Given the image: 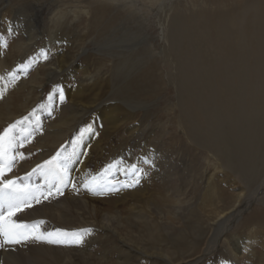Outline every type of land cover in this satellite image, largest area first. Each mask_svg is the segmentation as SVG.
I'll return each instance as SVG.
<instances>
[{
	"label": "rangeland",
	"instance_id": "1",
	"mask_svg": "<svg viewBox=\"0 0 264 264\" xmlns=\"http://www.w3.org/2000/svg\"><path fill=\"white\" fill-rule=\"evenodd\" d=\"M77 1L79 2L77 3ZM263 1L157 0L152 2V0H136L134 7H138L139 11L133 12H138L137 15L127 16L124 12L126 9L122 6L125 0L109 1L107 4L103 0H0V76H5L6 82L7 71H12L18 65L30 62V59L36 60V63L26 74H20L21 78L15 84H7L8 90L4 97L9 99L10 105L6 107L7 103L0 99V115L8 110L12 116L10 119L0 121V130L7 127L9 123L27 115L36 104L47 102L48 93L52 91L55 85H61L63 90L66 87V90L74 91L78 86H82L84 89V95L82 94L81 98H70L67 95L63 103L56 102L55 110H52L51 115L47 111L38 113L42 128H44V125L50 122L58 124L60 119L69 118L74 113L73 109H83V113L82 111L79 112L71 131L62 143L53 144L52 141L45 138L43 133H36L31 143L21 149V151L26 154L31 153V155L22 162L20 161L21 163H17L13 171L8 174V178L13 176L24 177L36 164L42 163L43 158L45 160L55 155L62 144L65 145V148L69 146L67 150L71 151V140L76 134L87 126L94 117L102 114L104 108L111 104H117L124 110L126 109L125 111L130 117L129 120L119 119L116 121L109 130L107 142H102L97 137L98 144L91 146L88 137H86L84 143L82 142L79 146L80 151L84 154L80 155L78 160L74 162L71 176L77 181V187H80L78 186L79 183L86 176L100 172L105 165L114 160H122L124 167L137 164L146 173L135 187L120 188L118 191L106 192L104 195H94L83 188L77 192L69 184L64 188L63 193L65 192V194L62 196L34 204L31 209H26L19 214V218H23L22 220L29 223L44 221V226H40L44 232L53 231L57 228H64L63 230L69 233L80 229H92L91 233L85 236L84 246L83 244H70L64 250L61 244L53 245L37 241L14 247L5 246L2 248L5 249V252L0 248V264H45V256L50 262L52 256L58 257L62 254L67 259L70 258L69 256H73L72 260L75 259L76 261L71 262L72 264L168 263L157 254H167L171 264H180L182 260L186 261L199 256L206 239L211 235V230L215 229L216 224L214 223L221 218H226L231 212L238 209V205L242 201L239 199L250 196L251 190L264 177V90L259 87L260 79H264V29L259 30L258 27L261 24H257L258 22L255 21L254 13L245 9L249 3L259 4ZM235 3H242V33L244 34L242 37L244 38L240 39V41L242 40L241 43L237 39L239 34L235 38L237 45L240 46H237L236 53L240 56L242 54V92L237 85L231 88L230 92L225 90L228 94L230 93L225 96L226 99L229 98L228 100L232 101L236 98L237 101L238 99L242 100V102H246V105L242 103L244 108H242L240 117L236 115L237 109L234 108V105L227 112L219 107L213 108L212 115L214 118L210 116L209 120L217 118V123L214 125L202 117L197 121L198 117L193 118L194 116H192L193 121L199 122L198 126L202 128V131H198V133L200 132L208 140L215 139L214 146L219 154L218 159L216 156H212V153L204 149L202 145L190 142L186 135L189 128L187 120L182 118L183 123H185L183 126L187 130L180 127L178 120L181 119L179 117L182 115L178 111L179 101L183 99L196 101L197 99L194 96L187 99L184 88L179 85L182 82L178 69L183 68L181 63L184 58L179 59L177 55L179 56L180 53L172 52L173 50H169V48L168 51L165 50L167 54L162 53L163 47L167 48L169 43L172 42L173 44L176 40L173 37L166 46L161 45L156 39L157 30L154 20L157 19L158 13L160 14L161 10L164 9L167 20L169 18V23L167 22L170 24L168 31H171L170 27L178 28L179 24L176 26V21L179 19L180 22L187 21L188 16L193 14V17L198 21L200 17L197 16L200 13L210 14L214 11H211L212 6L218 7L221 14L226 13L227 15V10L232 11ZM222 5L224 7L220 9ZM198 9H201V12ZM142 10L147 16H145V20L141 21L138 15L139 12H143ZM24 15L25 17L22 18ZM109 18L111 22H109ZM191 21L189 22L191 23ZM201 21L197 23L201 25L203 23ZM121 23L123 26L120 25ZM128 24L131 27L127 26ZM113 27L116 30L119 29V33H122V28L130 29L129 32L132 30L131 32L134 31V33L130 36L125 33L119 36L120 38L112 37L109 34ZM207 31L210 37H216L218 34L216 29L210 28ZM197 39L200 41L202 38L199 39L198 37L191 41V49L194 50L197 57L203 58L201 60L203 66L199 62L197 66L190 67L189 73H197L198 78L202 79L198 80L197 86L202 88L207 83L206 81L210 83L216 79L212 73L210 74L208 68L211 67L213 71L216 64L221 65V63L219 62L220 56L211 53L215 50L213 51L208 47V42L204 43L203 40L198 42ZM259 42L263 43L262 48ZM192 44L194 45L192 46ZM189 45L185 47L188 49ZM41 49L47 53V59L43 58ZM125 53L126 55L123 56ZM216 56L217 58H215ZM123 58H125V62ZM13 61L16 67L13 66ZM6 64L10 65L9 68ZM117 67L121 69L118 70ZM202 68L208 70V73ZM233 68L235 67L233 66ZM234 74L238 75L239 71H235ZM187 76L189 75L187 74ZM261 76L263 77L260 78ZM100 79L108 81L107 84L105 83L103 86L100 83L99 85L97 81ZM194 80H191V85ZM5 82H0V87ZM92 83L98 86L90 88ZM193 86L195 85L193 84ZM219 86H212L215 90L217 89L218 98L224 96L219 92L222 89ZM258 91L260 92L258 93ZM85 97L88 98L85 99ZM251 98L263 103L260 105L256 103V106L249 104V106L247 104ZM70 99L74 101L71 102ZM188 103L191 104H189L191 108L194 106L191 102ZM250 108L251 110H249ZM220 116L223 117V121ZM95 132L97 133L99 130ZM89 134L87 133V136ZM224 138L227 139L224 140ZM145 158L154 163L152 165L145 164L143 162ZM112 178L113 180H127L125 176L119 174ZM27 182L31 185H44L45 178L34 175ZM127 182L130 183L131 180H127ZM263 192L249 197L252 201H249L247 207H243L240 220L234 226L228 221L224 222L227 231L221 236L218 246L210 253L211 255H205L201 258L202 262H195V264H264V200L262 202L259 199L264 195ZM78 206L83 207V214L81 213L83 220L80 222L76 219V221L69 220L71 221L68 222L69 225L61 223L60 216L63 213L64 215L73 214L79 210ZM30 243L31 246L35 244L44 247L37 255L40 256L37 260L31 254ZM229 244L230 246H228ZM233 246L236 247L233 248ZM52 261L53 263L50 264H57L54 258Z\"/></svg>",
	"mask_w": 264,
	"mask_h": 264
},
{
	"label": "bare ground",
	"instance_id": "2",
	"mask_svg": "<svg viewBox=\"0 0 264 264\" xmlns=\"http://www.w3.org/2000/svg\"><path fill=\"white\" fill-rule=\"evenodd\" d=\"M113 2V1H117V0H103V2H105V4H107L108 2ZM153 1H157V0H152ZM4 2V1H3ZM79 1H77L78 3ZM136 0H125L124 3H122V6L125 7L126 10H124V12H126V15L127 16H130L132 14H136L137 13H134L133 11H139L138 10V7H134V4H135ZM159 2V1H158ZM206 2V1H205ZM7 3V2H6ZM88 3V2H87ZM86 3V4H87ZM94 3V2H93ZM115 3V2H114ZM156 3V2H155ZM160 3V2H159ZM244 3V2H243ZM247 3V2H246ZM249 3V2H248ZM104 4V6H105ZM113 4V3H112ZM120 4V2H119ZM205 4V3H204ZM210 4V3H209ZM88 5H90L88 3ZM121 5V4H120ZM162 6L164 7L163 3H162ZM210 6V5H209ZM235 7H233L234 9L231 11V10H227V15L226 13H222L220 12L219 8L217 7H214L212 6V10H214L212 13L210 14H205V13H200L199 16L197 17H200L199 19L202 20L201 21V25H199L197 22L200 21L198 19H195V17H193L194 15L191 14L188 16V20L187 21H184L183 22H180L179 20L176 21V26L177 24H179V26H177L178 28L175 30L173 29V27H170L171 31L169 30L168 31V26L170 24H168V20H167V17L165 16V11L161 10L160 14L158 13V16L156 17L157 19L154 20L155 22V26H156V30H157V34H156V39L158 42L161 43V45H164L166 46V44L168 43V41H170V39L174 37V43L172 44L169 43L168 47H163L162 48V53L165 55L166 51H168V48L169 50H173L172 52H175L177 51L179 54V56L177 55V57L180 58H184V61L181 63V67H183L182 69H178L179 70V75L181 77V82L179 85H181L183 88H184V91H185V95H186V98L187 99H190L192 98L193 96L196 97V101H193L192 99H190L189 101H187L186 99H183V100H180L179 101V104H178V107H179V112L180 114L182 115V117H179L181 119H179V124H180V127L184 130H187L185 126H183V124L185 125L184 120H182V118H184L185 120L188 121V130L186 131V135L187 137L189 138L190 142L191 143H196L198 145H202V147L204 149H207L209 150V152L212 153V156H218V151H216V147L214 146V143L215 142V139L211 138L210 140H208L207 138H204L202 136V134H200V132L198 133V131H202V128L198 126V119H200V117H202L204 120H207L208 123H212L213 125L217 123V118L215 119H211V121L209 120V118H211L210 116L213 117V108H220L221 110L223 109V111L227 112L230 107H233L234 105V108H236L237 110V116L240 117V115H242V103H244V101L242 102V100H239L237 101V98L236 100L232 101V100H228L226 99V96L225 95H229L225 90H229L230 92V89L233 88V87H236L238 85L240 89V91L242 92V54L241 56L240 55H237L236 53V49H237V43L235 41V38H238L239 39V42L241 43L240 39L244 38L242 37V35H244L242 33V3H235L234 5ZM6 7V6H5ZM4 7V8H5ZM89 7V6H88ZM224 7V5L220 6V9ZM121 8V7H120ZM182 8V7H181ZM214 8V9H213ZM238 8V9H237ZM130 9V10H129ZM177 9V8H176ZM210 9V8H209ZM247 11H252L254 13V18H255V21L258 22L257 24H261L263 27L261 28V25H257L259 26V30H263L264 29V1L263 3H259V4H252V3H249L247 5V8H245ZM121 10V9H120ZM119 10V11H120ZM170 10V9H169ZM200 10L201 12V9H198ZM115 11V10H114ZM113 11V12H114ZM123 11V10H122ZM135 11V12H136ZM143 11V10H142ZM178 11V10H177ZM94 12V11H93ZM168 12V11H167ZM210 12V11H209ZM121 13V12H120ZM140 14L138 16H140V19L141 21L142 20H145L147 16V14L145 13V11L143 12H139ZM245 13V12H244ZM113 14V13H112ZM122 14V13H121ZM124 14V13H123ZM247 14V13H246ZM115 15V14H113ZM120 15V14H119ZM164 15V16H163ZM125 16V14L123 15ZM138 16H137V19H138ZM185 16V15H184ZM25 15L22 17L24 18ZM136 17V16H135ZM166 19H165V18ZM179 17V16H177ZM196 17V18H197ZM104 18H107L104 16ZM115 18V17H114ZM176 18V16H175ZM174 18V19H175ZM250 18V17H249ZM253 18V19H254ZM20 19V18H19ZM110 19V18H109ZM112 19V17H111ZM111 19L109 22H111ZM116 19H118V17H116ZM130 19V18H129ZM182 19V18H181ZM171 20V19H170ZM177 20V19H176ZM190 20L191 23L189 22ZM113 21V20H112ZM123 22V21H122ZM144 22V21H143ZM146 22V21H145ZM168 22V23H167ZM173 22V20H172ZM113 23V22H112ZM13 24V23H12ZM119 24V23H118ZM123 23H121L120 25H122ZM130 24V23H129ZM127 25L129 27H131L130 25ZM153 24V23H152ZM113 25V24H112ZM137 25V24H136ZM148 25V24H147ZM115 26V25H114ZM123 26V25H122ZM121 26V27H122ZM146 26V25H145ZM154 26V25H153ZM175 26V25H174ZM175 26V27H176ZM105 28V27H104ZM118 28V27H117ZM143 29V27H141ZM216 29L218 30V34L216 37L214 36H208V31L207 29ZM232 28V29H230ZM257 28V27H256ZM102 29V28H101ZM110 30V29H109ZM119 30V29H118ZM118 30L115 29V27H113L110 31V36L112 37H119L121 35H124L125 33L128 34L130 36V34H133V32H129L130 29H126V28H122V33H119ZM144 30V29H143ZM142 30V31H143ZM244 30V29H243ZM251 30V29H250ZM108 31V30H107ZM140 31V30H139ZM239 31V32H238ZM109 32V31H108ZM136 32V31H135ZM213 32V31H212ZM245 32V31H244ZM214 34L215 31H214ZM239 34V35H237ZM29 35V34H28ZM145 35V34H144ZM148 35V34H147ZM212 35V34H211ZM237 35V36H236ZM150 36V35H149ZM200 39V37L202 38L201 40H203L202 42H208V47L211 49V50H215L214 52H211L213 55H215V53L217 55H219V62L221 63V65H218V63L216 64L215 68H213V71L211 70V67L208 68L210 69V74L212 73V76L215 77L216 79L215 80H212L210 81H205L207 83L204 84V86L201 87H198L197 84H199L198 80H202L200 78H198V75L197 73H189L191 71L190 67H193V66H197V63H201L202 64V61L203 58L201 57H197V54L194 52V50L191 49V41H194V39L198 38ZM120 38V37H119ZM149 38V37H147ZM114 39V38H113ZM145 39V38H144ZM150 39V38H149ZM207 39V41H205ZM260 39V38H259ZM32 40V39H31ZM36 40V39H35ZM39 40V39H38ZM47 40V39H46ZM112 40V39H111ZM131 40V39H130ZM200 40V41H201ZM28 41V40H27ZM121 41V40H120ZM149 41V40H148ZM198 41V39H197ZM198 41V42H200ZM33 42V41H32ZM49 42V41H48ZM130 42V41H129ZM135 42V41H134ZM189 42H190V45H189ZM118 43V42H117ZM132 43V42H130ZM147 43V42H146ZM196 43V42H195ZM243 43V42H242ZM149 44V43H148ZM200 44V43H198ZM197 44V45H198ZM207 44V43H206ZM250 44V43H249ZM260 44V47L262 48L263 47V43L262 42H259ZM126 45V43H125ZM183 45V46H182ZM189 45L190 47L187 49L185 46ZM194 44H192L193 46ZM244 45V44H243ZM140 46V45H139ZM151 46V45H150ZM212 46V47H211ZM251 46V45H250ZM34 47V46H33ZM32 47V48H33ZM114 47V46H112ZM120 47V46H119ZM197 47V46H196ZM234 47V48H233ZM240 47V46H238ZM252 47V46H251ZM24 48V47H23ZM148 48V47H147ZM201 48V47H200ZM199 48V49H200ZM208 48V49H209ZM253 49V47H252ZM251 49V51H252ZM256 49V48H255ZM140 50V49H139ZM204 50V49H203ZM250 50V49H248ZM117 51V50H116ZM115 51V53H116ZM131 51V50H130ZM196 51V50H195ZM209 51V50H208ZM165 52V53H164ZM210 52V51H209ZM242 52V51H241ZM258 52V51H257ZM256 52V53H257ZM134 53V52H133ZM149 53V52H148ZM147 53V54H148ZM255 53V56L257 55ZM260 53V52H259ZM263 53V51H262ZM18 54V53H17ZM16 54V55H17ZM63 54V53H61ZM114 54V53H113ZM150 54V53H149ZM167 54V53H166ZM201 54V53H200ZM203 54V53H202ZM261 54V53H260ZM66 55V54H65ZM125 54H123V56H125ZM151 55V54H150ZM199 55V54H198ZM208 56V54H206ZM211 55V54H210ZM11 56V55H10ZM26 56V55H25ZM109 56V54H108ZM129 56V54H128ZM143 56V55H142ZM149 56V55H148ZM201 56V55H200ZM67 57V55H66ZM144 57V56H143ZM238 57V58H237ZM6 58V57H5ZM10 58V57H9ZM13 58V57H11ZM16 58V57H15ZM129 58V57H128ZM131 58V56H130ZM139 58V57H138ZM209 58V57H208ZM217 58V56L215 57ZM59 59V58H58ZM116 59V57H115ZM124 62H125V58H123ZM205 59V58H204ZM212 59V58H211ZM244 59V58H243ZM262 59V58H261ZM13 60V59H12ZM63 60V59H61ZM143 60V59H142ZM165 60V59H164ZM258 60V59H257ZM9 63H10V60H8ZM111 61V60H110ZM120 61V60H119ZM214 61V60H213ZM250 61V60H249ZM117 62V61H116ZM121 62V61H120ZM127 62V60H126ZM131 62V61H130ZM142 62V61H141ZM259 62V60H258ZM14 63V61L12 62V64ZM115 63V62H114ZM140 63V61H139ZM254 64V61L252 62ZM251 63V64H252ZM260 63V62H259ZM65 64V63H64ZM133 64V62H132ZM131 64V65H132ZM206 64V63H205ZM4 65V63H3ZM7 65V64H6ZM127 65V64H126ZM124 65V66H126ZM142 65V64H141ZM180 65V64H179ZM209 65V64H208ZM5 66V65H4ZM8 66V65H7ZM10 66V65H9ZM8 66V68H9ZM14 67H16L15 64H13ZM63 66V65H62ZM203 66V64H202ZM211 66H212V63H211ZM233 66L235 68H233ZM112 67V65H111ZM17 68V67H16ZM67 68V67H66ZM114 68V67H113ZM253 68V67H252ZM87 69V68H86ZM103 69V68H102ZM117 69H121L120 67ZM125 69V68H124ZM204 69L207 73H208V70H206L205 68H202ZM2 70V68H1ZM76 70V69H75ZM239 71V74L236 75L234 74L235 71ZM103 71V70H102ZM115 71V70H114ZM256 71V69H255ZM8 72V71H7ZM106 72V71H105ZM39 73V71H38ZM101 73V72H100ZM43 74V73H42ZM90 74V73H89ZM187 74L189 76H187ZM257 74V73H256ZM44 75V74H43ZM92 75V74H91ZM206 75V74H204ZM203 75V76H204ZM90 76V75H88ZM96 76V75H95ZM116 76V75H115ZM119 76V75H118ZM210 76V75H209ZM99 77V76H98ZM175 77V76H174ZM208 77V75H207ZM263 76H261L260 78H262ZM204 78V77H203ZM212 78V77H211ZM264 78V77H263ZM90 79V78H89ZM177 79V78H176ZM192 79H195L193 82H192V85H191V80ZM208 79V78H207ZM32 80V78H31ZM34 81V80H33ZM204 81V82H205ZM35 82V81H34ZM108 81H104L103 79H100L97 81V83L100 85V83L104 86L105 83L107 84ZM175 82V81H174ZM110 84V83H109ZM193 84L195 86H193ZM209 86H208V85ZM261 89L264 90V79H260V82H259ZM258 84V85H259ZM28 85V83H27ZM35 85V84H34ZM37 85H41V84H37ZM44 85V84H43ZM208 87H207V86ZM211 85V86H210ZM216 86V85H220L222 87V89H218L220 90L219 92H221L224 96L218 98V94H217V89L215 90L212 86ZM30 86V85H29ZM96 87L98 85L92 83L90 88H93V87ZM126 86V85H125ZM192 86V87H191ZM219 86V87H220ZM8 87V86H7ZM21 87V86H20ZM113 87V86H112ZM191 87V88H190ZM205 87V88H204ZM218 87V88H219ZM220 87V88H221ZM25 88V87H23ZM29 88V87H28ZM123 88V87H122ZM213 88V89H212ZM216 88V87H215ZM30 89H31V86H30ZM39 89V88H38ZM113 89V88H112ZM24 90V89H23ZM26 90V88H25ZM42 90V89H41ZM73 90V89H72ZM105 91V90H104ZM120 91V90H119ZM118 91V92H119ZM239 91V90H238ZM237 91V92H238ZM31 92V90H30ZM84 92V89L82 86H78L76 87V89L74 91H71V90H66V87H65V90H64V94L65 96L67 97V95L71 97H75V98H79ZM94 92V91H93ZM235 92V91H234ZM260 91H258L259 93ZM28 93V92H27ZM239 93V92H238ZM84 95V94H83ZM106 95V94H105ZM110 95V94H109ZM114 95V94H113ZM9 96V95H8ZM28 96V94H27ZM82 97V96H81ZM80 97V98H81ZM190 97V98H189ZM84 98V97H83ZM88 98V97H87ZM85 97V99H87ZM107 98V97H106ZM250 98V97H248ZM247 98V99H248ZM105 99V98H104ZM182 99V98H181ZM2 100H4V103L6 102L7 106L8 107L10 104H9V99L7 97H3ZM71 100V99H70ZM83 100V99H82ZM119 100V99H118ZM1 101V100H0ZM74 101V100H71V102ZM85 101V100H84ZM125 101V100H123ZM246 101V100H245ZM80 102V100H79ZM96 102V101H95ZM127 102V101H126ZM188 102H191L192 105H194L192 108L189 106L190 103ZM2 103V102H1ZM2 103V104H4ZM70 104V102H68ZM89 103V102H88ZM100 103V102H99ZM246 103V102H245ZM244 103V104H245ZM256 103L257 104H261L263 102L261 101H256L255 99H252L251 100H248V104L247 105H254L256 106ZM68 104V105H69ZM37 105V104H36ZM66 105V104H65ZM83 105V104H82ZM86 105V104H85ZM94 105V104H93ZM191 105V104H190ZM241 105V106H240ZM246 105V104H245ZM249 105V106H250ZM127 106V105H126ZM130 106V105H129ZM28 107V106H26ZM63 107V106H62ZM72 107V106H71ZM89 107V106H88ZM93 107V106H92ZM241 107V108H239ZM67 108V107H66ZM74 108V107H73ZM96 108V107H95ZM94 108V109H95ZM98 108V107H97ZM104 108V107H103ZM131 108V107H130ZM135 108V107H134ZM247 109V108H245ZM55 110V109H54ZM67 110V109H66ZM126 110V109H125ZM123 109V107L117 105V104H111L109 107L106 106L104 108V112L100 115H97L96 117H94V119H92L91 121H89L90 123L89 124H92L93 125V128L95 129V131L99 130V132H93V133H90L89 136H87L86 134V137H88V141H90V145L91 146H94V145H97L98 144V138H100V140L102 142H107V139H108V135H109V130L110 128L112 127V125L118 121L119 119H123L125 121H128L129 120V114H127V111H125ZM218 110V109H217ZM251 110V108L249 109ZM248 110V111H249ZM252 110H253V107H252ZM255 110V109H254ZM259 110V109H258ZM70 111V110H69ZM74 111V113L71 114V116L65 120L63 119H60L59 123L58 124H53V123H48L47 125H44V128H43V131L40 132V133H43V135H45L47 139H49L50 141H52L53 144H56V143H62V141L65 139L66 135L69 133V131H71L72 127H73V123L76 121V117L79 116V112L82 111L83 113V109H79V110H72ZM9 114H8V113ZM212 112V113H211ZM15 113V112H14ZM41 114V113H40ZM69 114V113H68ZM249 114V113H248ZM14 115V114H13ZM59 115V114H58ZM199 115V116H198ZM201 115V116H200ZM252 115V114H251ZM12 116L11 112H9L8 110L3 114V115H0V121L3 119V120H7V119H10ZM15 116V115H14ZM17 116V115H16ZM20 116V115H19ZM192 116H194L193 118H195V116H197V121H193L194 119L192 118ZM18 118V117H17ZM214 118V117H213ZM82 119V118H81ZM220 119H222L223 121V117L220 116ZM202 120V119H201ZM12 121V120H11ZM51 121V120H50ZM220 121V120H219ZM218 121V122H219ZM5 122V121H4ZM44 122V121H43ZM85 122V121H84ZM83 122V123H84ZM253 122V121H252ZM251 122V123H252ZM246 123V122H245ZM46 124V123H45ZM254 124V123H253ZM241 125V123H240ZM238 126V125H237ZM79 128V127H78ZM131 128V127H130ZM201 128V130H200ZM208 128H210L208 126ZM263 132V131H262ZM38 133V132H37ZM202 133V132H201ZM211 133H213L211 131ZM79 133L76 134V136L78 135ZM205 134V133H204ZM203 134V135H204ZM213 135V134H212ZM255 135V134H254ZM85 137V138H86ZM187 138V139H188ZM227 139V138H224V140ZM87 141V140H86ZM87 141V142H88ZM218 142V141H217ZM51 143V145H52ZM84 143V142H83ZM87 144V143H86ZM213 144V145H212ZM50 145V144H49ZM60 145V144H59ZM38 146V145H37ZM45 146V144H44ZM51 147V146H50ZM56 147V146H55ZM200 147V146H199ZM219 147V146H218ZM44 148V147H43ZM53 148V147H52ZM50 149V148H49ZM66 149H69V146H66ZM100 149V148H98ZM44 150V149H43ZM42 150V151H43ZM48 150V149H47ZM220 150V149H219ZM41 151V150H40ZM49 151V150H48ZM95 152V151H94ZM38 153V152H37ZM40 153V152H39ZM44 153V151H43ZM50 153V152H49ZM41 154V153H40ZM47 154V153H46ZM52 154V153H51ZM50 154V155H51ZM42 155V154H41ZM39 155V156H41ZM45 155V154H44ZM38 156V155H37ZM47 156V155H46ZM45 156V157H46ZM48 157V156H47ZM92 157V155H91ZM212 158V157H211ZM218 158V157H217ZM47 159V158H46ZM45 159V160H46ZM93 159V158H92ZM219 159V158H218ZM88 160V159H87ZM38 161V160H37ZM43 161H44V158H43ZM90 161V160H89ZM95 161V160H94ZM22 162V161H21ZM20 162V163H21ZM80 162V161H79ZM96 162V161H95ZM220 162V161H219ZM222 162V161H221ZM97 163V162H96ZM214 163V162H213ZM224 163V162H223ZM222 163V164H223ZM252 163V162H251ZM95 164V163H94ZM225 164V163H224ZM33 165V164H32ZM251 165V164H250ZM264 165V164H263ZM223 166V165H222ZM221 166V167H222ZM17 168V167H16ZM30 168V167H29ZM80 168V167H79ZM90 168V167H89ZM216 168V167H215ZM218 168V166H217ZM220 168V167H219ZM23 169V168H22ZM221 169V168H220ZM79 170V169H78ZM20 171V170H19ZM263 171V170H262ZM89 172V171H88ZM92 172V171H91ZM19 173V172H18ZM78 174V173H77ZM242 175V174H241ZM249 175V174H248ZM75 176V174H74ZM79 176V175H78ZM212 178V177H211ZM80 180V178H79ZM261 182L253 189L251 190V192L249 194H251L250 196H252L254 194V196H256L255 194H258L259 192L261 193V191H264V177H263V180H260ZM185 183V182H184ZM80 184V183H79ZM207 184V183H206ZM189 185V184H188ZM240 185V184H239ZM80 186V185H78ZM208 186V185H207ZM178 187V186H177ZM214 188V187H213ZM244 188V187H243ZM178 189V188H177ZM176 189V190H177ZM245 189V188H244ZM240 190V189H239ZM67 191V190H66ZM70 191V189H69ZM138 191V190H137ZM181 191V190H180ZM245 191V190H244ZM129 192V191H128ZM133 192V191H132ZM140 192V191H139ZM138 192V193H139ZM175 192V191H174ZM238 193H241V192H238ZM264 193V192H263ZM65 194V192H64ZM126 194V193H125ZM145 194V193H144ZM248 194V195H249ZM67 196V195H66ZM83 196V194H82ZM241 196V194H240ZM250 196H246L245 198L243 199H239L242 200L238 203H240L238 206V209L234 210L233 212H231L226 218H221L219 220L216 221V224L215 225V229L213 228L211 231V235H209L208 239H206L205 241V244H204V247L202 249V252L199 256L195 257L194 259H189V260H182L180 262V264H195V262H199L201 261L202 257H204L205 255L207 254H210L212 251L215 250V248L218 246V242L220 241V238L221 236L224 234L226 230V224L224 225V222L225 221H228L231 225L234 226V224H236L239 220H240V217H241V213L243 212L242 210L244 209L243 207H247V205H249V201H252L250 200ZM68 197V196H67ZM65 197V198H67ZM70 197V196H69ZM85 197V196H84ZM109 197V196H108ZM181 197V196H180ZM248 197V198H247ZM250 197V198H249ZM264 195H262L261 197H259V199L262 201L264 200L263 199ZM126 198V197H125ZM146 198V197H145ZM56 199V198H55ZM73 200V198H72ZM80 200V199H79ZM194 200V199H193ZM257 200V198H256ZM104 201V199H103ZM185 201V200H184ZM85 202V200H84ZM122 202V201H121ZM263 202V201H262ZM86 203V202H85ZM108 203V202H107ZM80 204V203H79ZM114 204V203H113ZM124 204V203H123ZM54 205V204H53ZM89 205V203H88ZM192 205V204H191ZM65 206V205H64ZM93 206V205H92ZM149 206V205H148ZM55 207V206H54ZM62 208V207H60ZM79 210H77L76 212H74L73 214L71 213H67L64 215V213H60L62 214V216H60L61 218V223H63L64 225H69L68 222H71L69 220H72L74 221L75 219L77 221H82L83 220V216H82V210H83V207L82 206H78ZM105 208V207H104ZM47 209V208H46ZM70 209V208H69ZM68 210V209H67ZM192 210V209H191ZM57 211V210H56ZM105 211V210H104ZM151 211H153L151 209ZM27 212V211H26ZM47 212V211H46ZM50 212V211H49ZM69 212V211H68ZM112 212V211H110ZM135 212V211H134ZM192 212V211H191ZM82 213V214H81ZM87 213V212H86ZM103 213V212H102ZM114 213V212H112ZM111 213V214H112ZM138 213V212H137ZM150 213V212H149ZM199 213V212H198ZM213 213V212H212ZM222 213V212H221ZM90 214V213H89ZM154 214V212H153ZM192 214V213H191ZM197 214V213H196ZM28 215V214H27ZM110 215V214H109ZM195 215V214H194ZM216 215V214H215ZM218 215V214H217ZM26 216V215H25ZM86 216V215H85ZM89 216V215H88ZM101 216V215H100ZM113 216V215H112ZM143 216V215H142ZM198 216V215H196ZM195 216V217H196ZM24 217V216H23ZM96 217V216H95ZM102 217V216H101ZM100 217V218H101ZM157 217V216H156ZM190 217V216H189ZM27 218V217H26ZM94 218V217H93ZM191 218V217H190ZM214 218V217H213ZM216 218V216H215ZM23 219V218H22ZM91 219V218H90ZM99 219V218H98ZM109 219V218H108ZM116 219V218H115ZM162 219V218H161ZM30 220V219H29ZM33 220V219H32ZM31 220V221H32ZM75 220V221H76ZM141 220H143L141 218ZM94 221V220H93ZM139 221V220H138ZM196 221V219H195ZM145 222V221H144ZM149 222V221H148ZM157 222V221H156ZM201 222V221H200ZM50 223V222H49ZM96 223V222H95ZM137 223V222H136ZM166 223V221H165ZM199 223V222H198ZM53 224V223H52ZM71 224V223H70ZM91 224H93V222H91ZM130 224V223H129ZM203 224V223H202ZM205 224V223H204ZM207 224V223H206ZM51 226V224H49ZM59 225V224H58ZM77 225V224H76ZM106 225V224H104ZM152 225V224H151ZM165 225V224H164ZM42 226V225H41ZM44 226V225H43ZM55 226V224H54ZM72 227V225H70ZM99 226H100V223H99ZM196 226V225H195ZM201 226V225H199ZM59 227V226H58ZM75 227V226H73ZM192 227V226H191ZM203 227V226H202ZM229 227V226H228ZM232 227V226H231ZM47 228V227H46ZM69 228V227H67ZM79 228V227H78ZM82 228V227H81ZM131 228V227H130ZM167 228V227H166ZM62 229V228H61ZM64 229V228H63ZM151 229V228H150ZM199 229V228H198ZM202 229V228H201ZM47 230V229H46ZM53 230V229H52ZM81 230V229H80ZM102 230V228H101ZM123 230V229H122ZM197 230V229H196ZM41 231H42V228H41ZM199 231V230H197ZM201 231V230H200ZM46 232V231H45ZM74 232V231H73ZM169 232V231H168ZM203 232V231H202ZM100 233V232H99ZM129 233V232H128ZM193 233V232H192ZM159 234V233H158ZM130 235V234H129ZM146 235V234H145ZM196 235V234H195ZM203 235V234H202ZM93 236V235H92ZM255 236V235H254ZM126 237V235H125ZM150 237V236H149ZM207 237V236H206ZM90 238V237H89ZM92 238V237H91ZM94 238V237H93ZM132 238V237H131ZM91 240V239H90ZM99 240V239H98ZM149 240V239H148ZM96 241V240H95ZM201 241V240H200ZM204 241V240H203ZM90 242V241H89ZM101 242V241H100ZM121 242V241H120ZM34 243V242H33ZM195 243V242H194ZM26 244H29V243H26ZM87 244V243H86ZM92 244V243H91ZM198 244V243H197ZM234 245V243H231V245ZM40 245V244H39ZM43 245V244H42ZM54 245V244H53ZM70 244H61L62 248L65 250L66 248L69 247ZM82 245V244H81ZM98 245V244H97ZM237 245V244H236ZM84 246V244H83ZM199 246V244H198ZM230 246V244L228 245ZM28 247V245H27ZM126 247V246H125ZM236 247V246H233V248ZM44 247H41V246H36L35 244L31 246V243H30V249H31V254H33L32 256L35 257V259L37 260L40 256H37L39 255L40 251L43 249ZM81 248V247H80ZM2 249V248H1ZM71 249V248H70ZM78 249V248H76ZM141 249V248H140ZM195 249V248H194ZM219 249V248H218ZM230 249V248H229ZM3 250V249H2ZM5 250V249H4ZM3 250V251H4ZM20 250V249H19ZM25 250V249H24ZM144 250V249H143ZM235 250V249H234ZM237 250V249H236ZM2 251V252H3ZM55 251V250H54ZM59 251V250H58ZM81 251V250H80ZM83 251V250H82ZM147 251V250H146ZM192 251V250H191ZM220 251V250H219ZM5 252V251H4ZM13 252V251H12ZM28 252V251H27ZM94 252V251H93ZM200 252V251H199ZM223 252V251H222ZM17 253V252H16ZM62 253V252H61ZM122 253V252H121ZM45 254V253H44ZM97 254V253H96ZM146 254V253H145ZM169 254V253H168ZM10 256H12L11 254H9ZM80 255V254H79ZM129 255V254H128ZM158 256L164 258V260L166 262H168L167 264H171L169 261V257L167 254L163 255V254H157ZM191 255V254H190ZM211 255V254H210ZM237 255V254H236ZM50 256V255H49ZM52 256V254H51ZM50 256V257H51ZM115 256V255H114ZM226 256V255H225ZM30 257V256H29ZM42 257V256H41ZM46 257V261H45V264H50L51 262L53 263L52 261V258H54L56 260V263L57 264H70L71 262H74L76 261L75 259H73V256H69L70 258L67 259L65 257L64 254L58 256V257H55V256H52V258L50 259V262ZM60 257V258H59ZM68 257V256H67ZM98 257V256H96ZM95 257V258H96ZM121 257V256H120ZM218 257V256H216ZM7 258V257H6ZM17 258V257H16ZM66 258V259H65ZM5 259V258H4ZM20 259V258H19ZM34 259V260H35ZM80 259V257H79ZM92 259V258H91ZM212 259V258H211ZM178 260V259H177ZM181 260V259H180ZM179 260V261H180ZM80 261V260H79ZM78 261V262H79ZM204 261V260H203ZM1 262V261H0ZM40 262V261H39ZM202 262V261H201ZM98 263V262H96ZM261 263V262H260ZM5 264V263H4ZM8 264V263H7ZM29 264V263H28ZM42 264V263H41ZM72 264V263H71ZM76 264V263H75ZM80 264V263H79ZM83 264V263H82ZM89 264V263H88ZM165 264V263H164ZM263 264V263H262Z\"/></svg>",
	"mask_w": 264,
	"mask_h": 264
},
{
	"label": "snow or ice",
	"instance_id": "3",
	"mask_svg": "<svg viewBox=\"0 0 264 264\" xmlns=\"http://www.w3.org/2000/svg\"><path fill=\"white\" fill-rule=\"evenodd\" d=\"M41 54L44 59H47L45 50L41 49ZM34 63L36 60L30 59V62L20 64L16 69L7 72L6 82L5 76H0V82H5L0 87V99L8 90L7 84H15L21 78L20 74H26ZM64 101L63 87L55 85L48 93L47 102L36 105L27 115L9 123L7 127L0 130V248L14 247L32 241L48 244H83L85 236L90 234L92 229L69 233L57 228L44 232L40 228L45 223L44 221L29 223L20 219L19 214L26 209H31L34 204H40L42 200L62 196L64 188L69 184L77 192L83 188L94 195H104L106 192L118 191L120 188L135 187L139 184L140 178L146 174L137 164L124 167L122 160H114L105 165L100 172L86 176L80 182V187H77V181L71 176V169L78 157L84 154L80 151L79 146L85 140L86 134L94 131L93 125L88 124L71 140V151H68L62 144L55 155L36 164L24 177L8 178V174L13 171L14 166L31 155L21 149L31 143L37 132L43 131L38 113L47 111L51 115L52 110L56 107V102L63 103ZM143 162L149 165L154 163L147 158L143 159ZM117 174L125 176L131 182L113 180L112 177ZM34 175L44 177L45 184H29L27 181Z\"/></svg>",
	"mask_w": 264,
	"mask_h": 264
}]
</instances>
